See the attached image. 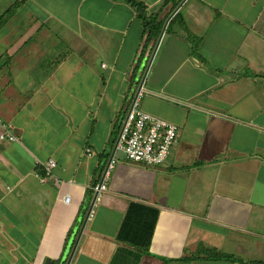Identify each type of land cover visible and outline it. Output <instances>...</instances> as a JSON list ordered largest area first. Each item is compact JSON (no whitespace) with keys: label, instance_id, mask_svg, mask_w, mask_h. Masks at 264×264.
<instances>
[{"label":"crops","instance_id":"1","mask_svg":"<svg viewBox=\"0 0 264 264\" xmlns=\"http://www.w3.org/2000/svg\"><path fill=\"white\" fill-rule=\"evenodd\" d=\"M137 1L163 25L174 10ZM16 3L0 31V123L17 138L0 140V264H66L102 181L70 264H241L181 260L201 248L264 263V0H186L170 20L138 98L179 128L159 167L113 153L159 35L125 0H0V17Z\"/></svg>","mask_w":264,"mask_h":264},{"label":"built area","instance_id":"2","mask_svg":"<svg viewBox=\"0 0 264 264\" xmlns=\"http://www.w3.org/2000/svg\"><path fill=\"white\" fill-rule=\"evenodd\" d=\"M138 98L139 96L136 98L135 95L128 109L121 129L117 151L122 153L124 158L132 163L149 167L163 166L170 155L172 146L179 138V128L166 120L142 111L139 108ZM0 125L3 127V132L0 133L1 141H17L9 125L2 123ZM86 152L90 155L92 150L87 148ZM115 164L116 161L112 159L105 170V178ZM55 167V161L50 160L46 166V176H50ZM41 180L44 182L46 178L42 177ZM105 189L104 182L101 187L100 185L94 187V191L98 193ZM69 200L68 196L64 199L66 203H69Z\"/></svg>","mask_w":264,"mask_h":264},{"label":"trees","instance_id":"3","mask_svg":"<svg viewBox=\"0 0 264 264\" xmlns=\"http://www.w3.org/2000/svg\"><path fill=\"white\" fill-rule=\"evenodd\" d=\"M115 1H120V0H115ZM125 1L131 6H133L137 10L139 17L143 19L145 31H149L151 37L157 38L158 35H160L161 30L163 28V21H158V14L155 16L154 15L148 16L145 13L146 6L140 1H137V0H125ZM181 1L182 0H164L163 5L161 7L163 8L171 4L173 9H175ZM16 6H18V3H16L13 7L8 9L6 13L0 17V31L3 28V26L6 24L9 16H11V14L16 9ZM202 258L207 259V260H215V261H218V260H228V261H233V262L238 261L241 264H264L263 262H259V261L245 262V261L237 259L234 256L219 253L212 249H203V248L198 250V252L195 253L194 255L190 257H184L181 260L192 261L195 259H202ZM55 263L56 262H53V264Z\"/></svg>","mask_w":264,"mask_h":264},{"label":"water","instance_id":"4","mask_svg":"<svg viewBox=\"0 0 264 264\" xmlns=\"http://www.w3.org/2000/svg\"><path fill=\"white\" fill-rule=\"evenodd\" d=\"M185 1H186V0H182V1L178 4V6L172 11V13L168 16V18L166 19V21H165V23H164V25H163V28H162V30H161V33H160V35H159V38H158V40H157V42H156V45H155V47H154V50H153V52H152V54H151V56H150V59H149V61H148L147 66H146L145 72H144V74H143V77H142V80H141L140 86H139L138 91H137V94H136V98H137V97L139 96V94H140V90H141V88H142V86H143L144 80H145V78H146V76H147V73H148L149 68H150V66H151V63H152V61H153V58H154V56H155V54H156V52H157V49H158V47H159V45H160V42H161V40H162V38H163V36H164V34H165L166 28H167V26H168L170 20H171V19L176 15V13L180 10V8L183 6V4L185 3ZM120 134H121V132H120ZM119 141H120V135H119L118 140H117V142H116L115 149H114V152H113V153L116 152ZM111 161H112V157H111V159H110V162H111ZM102 184H103V181L99 184L100 187H101ZM98 196H99V193L96 192V193H95V196L93 197L92 204H91L90 210L88 211V215H87V217H86V220L84 221V223H83V225H82V228H81L80 234H79V236H78V238H77V240H76V244L74 245V247H73V249H72V252L70 253L69 258H68L66 264H70V263H71V260H72V258H73L74 252H75V248H76L77 243H78V241H79V239H80V237H81V233L83 232V230H84V228H85V224H86V222H87V218L89 217V215H90V213H91V210H92V207H93L94 203L96 202Z\"/></svg>","mask_w":264,"mask_h":264},{"label":"rangeland","instance_id":"5","mask_svg":"<svg viewBox=\"0 0 264 264\" xmlns=\"http://www.w3.org/2000/svg\"><path fill=\"white\" fill-rule=\"evenodd\" d=\"M8 18V17H7ZM8 34V33H5V35Z\"/></svg>","mask_w":264,"mask_h":264}]
</instances>
